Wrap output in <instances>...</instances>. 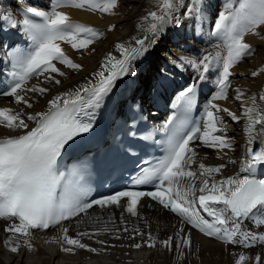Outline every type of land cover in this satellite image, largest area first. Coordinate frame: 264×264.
<instances>
[{"label": "snow or ice", "instance_id": "1", "mask_svg": "<svg viewBox=\"0 0 264 264\" xmlns=\"http://www.w3.org/2000/svg\"><path fill=\"white\" fill-rule=\"evenodd\" d=\"M157 2L159 10L149 11L147 16L142 18H151L152 22L147 31L153 35L162 31L176 7L175 0ZM118 3L119 0H54L50 10L34 6L22 7L25 18L19 22L10 14L0 17L14 29L19 23L18 30L31 42L26 48H18L6 54L11 57L15 70L11 73L12 82L9 89L0 92V95L14 97L16 104L32 108L26 93L43 95L48 89L38 85L26 87L31 77L43 76L45 80L58 85L61 81L56 79L54 74L64 76L65 72L57 67V63L74 70L82 67L65 54L61 42L70 44L74 50L87 49L103 33L91 26L72 21L69 15L59 11V8L74 7L115 14L114 9ZM201 3L202 0H189L186 5L182 3L181 6L186 9L184 17L192 19L194 14L199 12ZM29 14L39 20L29 18ZM174 23L177 27L180 26L178 15ZM114 27L110 26L109 30ZM262 27L264 0H225L224 8L219 11L209 33L222 41L223 52H208L198 60L180 57L179 66L190 67L198 73L200 81L205 80L206 74L212 69H216L219 75L215 83L219 91L213 99H226L229 77L233 74L231 69L254 52L253 46L245 42V36L252 33L264 39V35L259 31ZM154 43V40L146 38L136 40L139 47L117 44L116 48L123 58L116 59L109 54L103 65L104 70L95 73L100 78L97 84L83 87L75 93L67 92L55 96L48 101L46 111L33 114L0 107V126L13 131L24 130L21 134L0 137V219L14 221L4 229L9 235L3 240V244L12 252H17L21 247L20 237H24V242L28 243L27 237L31 235L32 230H46L64 221L71 223L81 214H87L93 206H99L101 209L109 206L123 209L121 223H124L125 212L132 217L139 215L138 207L142 198H150L179 218V230L174 236L157 240L151 232L144 233L133 229L128 236L122 237L121 232L129 233L127 227L110 229L107 223L91 232L77 231L75 236H70L69 227H63L60 242L69 247H62L61 251L72 254L75 249L92 253L103 251V248L90 247L82 240L85 237L96 240V237L102 234L111 233L115 239L139 238V243L128 245L136 249L155 248L159 244L167 251L175 252L180 260L186 250L191 251L193 248L191 231H186V226L206 237L215 238L224 245L251 247L257 242L264 243V234L256 235L243 227V221L249 218L264 227V216L257 214V209L264 207V180L250 179L247 176L243 179L231 176L222 180L206 178L211 177L213 173H219L225 167L224 164L206 166L200 163L199 173L190 170L196 156L195 149L190 147L193 140L199 139L208 148L232 147L227 136L216 135L225 131L218 127L222 121L217 113L226 112L232 120L240 119L228 109L211 104L205 111L202 134L201 127L185 131L189 115L196 106V83L189 84L176 95L172 105L176 111L157 129L165 133L164 155L148 166L141 167L132 178L130 187L89 200L87 191L75 188L64 179L63 173L58 174V159L66 147L93 128L95 115L94 111L89 110L100 107L116 81L133 71L132 61L142 57L149 50L145 45ZM260 73H264V67L253 71L251 75L255 77ZM81 91L87 98L80 95ZM71 96H75V100L68 99ZM241 96L242 93H238L236 98L240 99ZM250 99L252 106H243V114L247 120L244 131L248 135V158L242 165V171L249 173L256 165L264 167V147L259 150L253 148L256 126H260V130L264 131V111L256 106L255 97ZM260 99L264 100V95ZM28 122H34L35 126L30 127ZM150 136L151 134L144 138L148 139ZM71 172L75 173L76 169ZM198 176L200 185L197 188L194 181ZM141 186H151L153 190H137ZM201 209L211 220L201 214ZM111 219L112 217H109V220ZM81 222L76 221L77 227ZM96 243L104 245L106 242L100 239L96 240ZM28 247L31 249L32 245L28 244ZM196 251H199L198 247ZM248 259L249 257L240 253L234 264H245ZM255 264H264L260 255L255 256Z\"/></svg>", "mask_w": 264, "mask_h": 264}, {"label": "bare ground", "instance_id": "2", "mask_svg": "<svg viewBox=\"0 0 264 264\" xmlns=\"http://www.w3.org/2000/svg\"><path fill=\"white\" fill-rule=\"evenodd\" d=\"M8 1L0 0V17L10 14L17 22L25 18L24 13L21 11L22 7L34 6L42 10H50L51 4L54 2V0ZM206 1L211 7V15L206 18V24L199 25L197 23V25L194 24L193 18L184 17L183 13L186 9L181 4L186 5L189 0H175L176 7L172 16L168 17L169 22L164 25L161 32L155 35L147 31L149 24L152 22L151 18L148 20L142 18L147 16L149 11L159 10L157 0H119L118 6L114 9L115 14H106L99 11L92 12L87 9L74 7L59 8L58 10L67 13L72 21L96 28L103 35L95 39L87 49L74 50L70 44L61 42V47L65 54L82 67L79 70H74L57 63V67L65 72L64 76L54 74L56 79L61 81L58 85L45 80L43 76L31 77L27 81L26 87L38 85L48 89L43 95L40 93H26V98L32 103V108H27L23 104H16L14 97L8 96L0 97V107H8L14 111L23 110L24 113L33 114L46 111L48 101L55 96L67 92L75 93L77 90L93 83L98 78L95 73L104 70L103 65L106 62V57L111 54V56L116 58L121 53L116 48L117 44H123L127 47L132 43H136V40L140 38H144V40L147 38L148 40H154L155 43L146 44L145 47H148L149 50L145 55L132 62L133 71L129 74V84L134 91L136 89L143 90L141 97L146 105L151 107L152 116L157 120H163L170 114L169 106L173 103L172 97L175 91L177 89L182 90L199 79L198 73L187 65L180 67L178 58L184 57L198 60L208 52H223L222 41L209 35V33L219 11L224 8L225 0ZM177 15L181 20L179 27L174 23ZM29 18L39 20V18L31 17L30 14ZM113 25L115 27L109 30L110 26ZM18 29L19 23L18 27L14 29L7 21L0 18V66L5 73L15 70L11 57L6 55L13 51L11 44L24 41L27 47L31 43ZM259 31L261 35H264V27L259 29ZM245 42L253 46L254 52L252 55L245 57L236 65L237 67L234 66L232 68L233 71L234 69L236 70L235 75L241 77V81L236 86L232 84L235 83L232 80V76L229 77L226 99H213L219 91L215 83L219 75L216 69H212L207 73V78L203 80L202 98L199 105L200 115L203 119L202 126L206 119L205 111L211 104H217L220 108L228 109L230 112L235 113L237 117H240L237 121L232 120L226 112L217 113L222 121V123L218 124V127L225 129V131L218 132L216 135L227 136L231 141V148H208L199 139H195L191 143V147L196 151V156L190 166V170L199 173L200 163H204L206 166L225 165L219 173H213L211 177H206L210 180H222L229 176L237 179L240 177L243 172L242 165L245 164L248 158L246 151L248 135L244 131L247 120L243 114V106H252L250 98L255 97L256 106L261 111H264V100L260 99L264 95V73H260L255 77L251 75L253 71L264 67V39L248 33L245 36ZM161 48L163 52L158 57L156 52ZM173 61H176V63L174 64ZM164 77L169 78V81H164ZM235 80L238 79L235 78ZM159 84H161V87ZM238 93H242L240 99L236 98ZM28 123L30 127L34 125V122ZM23 131H13L0 126V137L21 134ZM202 132L203 127L201 134ZM254 135L259 139L260 147H264V131L260 130V126H256ZM231 161H234V163ZM197 180L200 183L199 176ZM121 212V208L116 209L114 207L105 211L92 208L85 217H77L71 223L66 221L64 224H60L47 232L37 233L32 231L31 235L27 237L28 244L32 245L31 249L28 245L24 249L21 248L25 243V238L20 237L19 243L21 247L17 252H12L10 248L3 244V240L9 235L4 229L11 226V224L0 221V264H112L106 258L116 262L115 264H120L119 262L144 264V262L148 261L156 264H234V260L240 253L249 257L245 264H255L256 255H260L261 261L264 262V243L257 242L252 244L251 247L224 245L215 238L204 237L197 230L191 229L190 226H186L185 230L191 231L193 248L191 251L186 250L184 257L180 260L177 259L175 252H169L159 244L155 248H151L153 252L146 256L128 246L139 243V238L136 240L127 238L115 239L111 233L96 237V240H104L106 242L104 245H100L96 243V240H89L86 237L82 240V242L89 244L90 247L103 248V251L92 253L82 249H75L74 254L61 251L62 247H69V245L60 242L63 227H69V235L75 236L77 231L87 230L91 232L107 223L110 229L127 227L129 233L121 232L122 237L128 236L133 229H139L144 233L151 232L157 240L166 239L170 235L174 236L179 230L180 220L178 217L155 203L148 205L146 200L142 201L140 214L135 219L138 226L133 225L134 227L130 228L131 225L127 224L126 217H123L124 223H121ZM109 217H112V219L109 220ZM77 220L82 221L78 227L76 224ZM96 221L99 222L97 223ZM243 227L245 230H251L256 235L264 234V227L256 224L252 218L243 222ZM112 245L114 247H111ZM197 247L199 248L198 252L196 251ZM130 252H133V255Z\"/></svg>", "mask_w": 264, "mask_h": 264}, {"label": "rangeland", "instance_id": "3", "mask_svg": "<svg viewBox=\"0 0 264 264\" xmlns=\"http://www.w3.org/2000/svg\"><path fill=\"white\" fill-rule=\"evenodd\" d=\"M7 2H9L8 0H7ZM217 2V1H216ZM219 3V2H218ZM207 5V6H206ZM205 8V9H204ZM200 12V13H199ZM199 12L198 13H196V14H194V16H193V19H194V24H197V23H199V25L201 24V25H204V23L206 24L207 23V21H206V18L208 17V16H210L211 15V7L208 5V2L206 1V0H204V1H202V4H201V6H200V8H199ZM203 14H202V13ZM206 13V14H205ZM208 13H209V15H208ZM201 15V16H200ZM203 17V18H202ZM198 21H200V22H198ZM204 21V22H203ZM198 25V24H197ZM167 43V42H166ZM163 49L161 48V49H159L158 50V52H156V56H160L161 55V53L163 52L162 51ZM235 67H237V66H235ZM231 71L233 72V74H232V80H234L233 82H235V83H232V84H234V85H236V86H238L239 85V83H240V81H241V77L239 76V75H235V69H234V71H233V69H231ZM235 78L236 79H238V80H235ZM237 81H239L238 83H236ZM141 85V84H140ZM134 87V86H133ZM24 245V244H23ZM27 245H28V243H27ZM27 247V246H26ZM22 249H24L25 247H21ZM133 250H135V251H138L139 253H141V254H145L146 256H148V255H150L152 252H153V249H151V248H149V247H141V248H139V249H136V248H132ZM130 254L132 255L133 254V252H130ZM106 260L107 261H109V263H110V261L112 262V264H115L116 262H113L111 259L109 260V258L107 259L106 258ZM120 264L122 263V264H130V263H128V262H119ZM144 264H156L155 262H151V261H148V262H144Z\"/></svg>", "mask_w": 264, "mask_h": 264}]
</instances>
